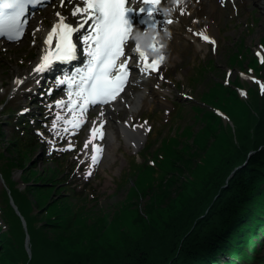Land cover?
Here are the masks:
<instances>
[{"label": "rangeland", "instance_id": "374dc122", "mask_svg": "<svg viewBox=\"0 0 264 264\" xmlns=\"http://www.w3.org/2000/svg\"><path fill=\"white\" fill-rule=\"evenodd\" d=\"M136 1L132 0L130 6L136 8ZM177 1L162 0L161 7L168 14L157 17L165 23L160 24V29L168 42L159 73L149 75L133 68L130 72L135 77L126 84L114 104H107L112 106V111L105 118L104 137L95 140L105 156L95 165H91V149H85L84 143L92 121L106 104L91 106L85 116L87 122L79 129L64 125L60 120L56 130H52L57 113L63 117L69 115L55 104L65 99L53 94L60 88L57 84L60 72L70 75L75 65L83 64L79 58L84 56L82 51L78 50V58L65 70L60 69L61 64H56L39 74L31 73L41 54V45L33 36V30L40 27V19H49L56 12L65 16V11L71 12L77 3L62 9L60 0H50L30 12L21 39L0 40V152L3 154L0 170L4 157L17 158L11 142L19 134L29 132L39 141L30 146L29 154L23 157L26 169L42 170L55 164L66 168L68 181L78 187L84 198L78 221L82 227L67 233L72 239L67 245L89 257L98 259L100 248L122 243L127 236L139 235L142 225L136 217L149 204L160 203L153 208L156 215L160 209L171 211L170 204H176L173 203L176 198L187 200L218 159L229 155L238 140L253 132L254 120L246 103L254 91L264 96L260 88V83H264V6L250 0H230L229 6L220 2L208 21L210 40L215 41L213 45L193 34L200 32L204 24L198 25L195 16L184 22ZM65 3L68 4V0ZM222 7L227 10L225 14L219 11ZM192 10L193 6L185 12ZM170 12L175 16H170ZM169 19L173 23L168 25L165 21ZM136 25L141 32L147 30L143 25ZM53 71L55 75L51 74ZM33 76V82L29 83ZM53 77L54 88L49 84ZM14 79L23 83L12 86ZM27 90L35 97L21 104ZM241 91L245 95H241ZM23 109L28 111L23 112ZM145 122V127L150 129L146 130L145 141L132 144L129 133L143 128L133 129L131 125ZM65 127L68 132L63 130ZM69 142L74 147L67 150ZM88 171L92 175L86 177ZM21 173L13 171L12 179L24 187ZM150 185L158 193L156 201L151 192H147ZM2 187L9 192L0 171V192ZM8 201L11 206V201L15 204L10 194ZM2 204L0 200L1 207ZM98 221L100 229L94 226ZM24 247L30 255L28 235ZM86 260L83 264L91 261Z\"/></svg>", "mask_w": 264, "mask_h": 264}, {"label": "trees", "instance_id": "16d2710c", "mask_svg": "<svg viewBox=\"0 0 264 264\" xmlns=\"http://www.w3.org/2000/svg\"><path fill=\"white\" fill-rule=\"evenodd\" d=\"M247 101L252 134L218 159L193 195L173 200L171 211L160 209L154 215L160 203L149 204L136 217L142 225L139 235L100 248L98 259L67 245L72 243L67 233L82 227L83 194L68 181L62 165L26 169L23 157L39 141L29 132L19 134L11 142L17 158L4 157L0 170L9 190L0 192V264H83L85 258L89 264H264V96L254 91ZM18 170L24 187L12 179ZM147 192L157 200L154 186ZM100 221L95 228H101ZM27 235L30 255L24 247Z\"/></svg>", "mask_w": 264, "mask_h": 264}, {"label": "snow or ice", "instance_id": "6c2138e0", "mask_svg": "<svg viewBox=\"0 0 264 264\" xmlns=\"http://www.w3.org/2000/svg\"><path fill=\"white\" fill-rule=\"evenodd\" d=\"M68 2L70 3L71 0ZM81 2L83 6L78 3L72 8L71 17L74 18L72 21L60 12L55 13L56 20L43 40L44 47L41 49L40 61L32 69L35 73H41L50 68L54 62L74 61L78 58V49L85 56L81 67L75 68L70 75L57 80V84L66 85L68 91L67 98L57 100L55 104L58 108L65 109L69 115L62 117L57 113L52 121L53 131L56 130L57 121L60 120L64 125L79 129L87 122L85 116L92 105H104L115 101L128 83L133 58L136 59L135 67L149 75L152 72L159 73L165 59L160 52L164 45L159 44L157 47L158 41L155 35L151 37L147 49L142 47L137 37H147L148 33L141 32L132 18L133 14L141 16L139 25H143L145 29L158 31V25L162 21L157 17L168 14L161 7L162 0H139L138 8L129 6L131 0H81ZM40 3L42 0H0V37L9 41L21 39L28 23L26 14L29 6ZM221 3L223 4V0ZM64 5L65 0H60V6ZM165 22L173 23L171 19ZM40 30L39 26L35 28L33 35ZM193 34L215 44V41L210 40L203 31ZM129 43L133 45L131 54L127 51ZM148 52L156 55L149 57ZM14 83L19 85L23 81L16 79ZM260 88L264 94V83H260ZM241 95L245 93L241 91ZM22 111L27 112L28 109ZM103 116L104 112L101 109L98 119L92 121L93 126L89 129V137L84 143L85 149L91 145V165L99 162L103 152L102 146L94 143L95 140H102L104 137L103 127L106 121L103 120ZM146 124L147 122L144 125H131V127L145 128ZM63 130L68 132V127ZM145 130L150 131L149 128ZM73 147L69 142L67 150ZM91 175V171L85 173L86 177Z\"/></svg>", "mask_w": 264, "mask_h": 264}, {"label": "bare ground", "instance_id": "6f19581e", "mask_svg": "<svg viewBox=\"0 0 264 264\" xmlns=\"http://www.w3.org/2000/svg\"><path fill=\"white\" fill-rule=\"evenodd\" d=\"M229 1L230 0H223V3H226V5L229 6L228 5L229 4ZM234 1H237V0H232V2H234ZM246 1L249 2V0H246ZM250 1L255 2V4H257V6H264V0H250ZM137 2H138V5L136 6V8H138L140 6L139 5V0H137ZM220 2H221V0H178L177 1V4H178L179 8L181 10H183V14H182V11H181V14H182L181 17L184 20V22H189L192 16L197 17L196 18L197 19V24L198 25L204 24V26H202V28L199 31L200 32L201 31L205 32L206 35H208L209 37L212 38L211 32H210L211 25L209 24L208 21H210L213 18V16H214L213 9L218 8V5H219ZM75 3H77V4L79 3V4H81V6H83L81 0H76V2L75 1H71L70 3L68 2V4L65 3V5L62 7V9L64 7H66L67 5H73ZM191 6H193V10L190 11V12H185V9L186 8L188 9ZM219 11L222 14H225L227 10L226 9L224 10V8L222 7V8H220ZM65 14H66L65 16L68 17L69 21H72L74 19L73 17H71V12H66L65 11ZM169 15L170 16H175V13L174 12H170ZM134 18L136 20L135 22L139 23V20L142 17L141 16H136L134 14ZM55 20H56V16L55 15H52L51 18H49V19H48V17L47 18L46 17H42L40 19V29L41 30L38 31V32H36L35 35H33V36L38 41V45L39 46L41 45V49L44 47L43 40H44V38H45V36L47 34V31L50 29L51 25L55 22ZM159 20L162 21L161 25H164L165 24L162 19H159ZM146 32L148 33V36L145 37L146 40H147V46L145 47L144 44L141 43L142 44V47L145 48V49H147L148 48V45L151 43V37L153 35H155L156 36V40L158 41L157 47H159V44H163L164 45V47L162 49H160V52L164 55V57H166V52L168 50V42H167L166 37L163 35V33H162L161 29H160V25H158V31H157V29H147ZM131 48L132 47H130L128 49L129 54H131ZM41 55H42V52H41L40 56L37 59V63H39ZM148 55H149V57H153L156 54L153 53V52H148ZM83 57H85V56H83ZM83 57L82 56L81 57L79 56V58L81 59L82 63H84ZM36 64H35V66H36ZM131 64L133 65V67H132L131 70H133V68L138 69L137 67H135L136 62L131 61ZM31 73H33L35 75L36 74H39V73H35L33 71H31ZM54 73H55V71H53L51 74H54ZM34 76L30 79L29 83H32L33 82ZM134 77H135V74L133 72H130L129 73V77H128V83H130V80L133 79ZM54 78L55 77L51 78V80L54 81ZM15 80L16 79L13 80L12 86H16L17 85V84L14 83ZM67 91H68V89H67V86L66 85H60V88H57L54 91L53 94H56L57 93L58 95L64 96L65 99H66L67 98ZM22 97H23V100L20 103L21 104H25L26 102H28L29 100H31L32 98H34L35 95H34V93L32 91L27 90V91H25L23 93ZM22 97L19 96V98H22ZM101 109H103V112H104L103 120L107 122V120L105 118H106V115L112 111V106L106 104V105L102 106ZM101 109L99 110V113H100ZM51 118H52V116H49V119H51ZM105 124H104V126H105ZM97 127H99V124H97ZM145 133H146L145 128H143L141 131L139 130L138 132H130L129 135L131 137H130V140L129 141H131L132 144H134V145H136V143H139V141L140 142L141 141L144 142L145 141V136H146ZM94 143L100 145L97 141H94ZM89 147L91 149V145H89ZM102 155L105 156L104 153H102ZM102 155L100 157H102Z\"/></svg>", "mask_w": 264, "mask_h": 264}, {"label": "water", "instance_id": "95a60500", "mask_svg": "<svg viewBox=\"0 0 264 264\" xmlns=\"http://www.w3.org/2000/svg\"><path fill=\"white\" fill-rule=\"evenodd\" d=\"M250 153H251V152H250ZM246 161H247V160H245L241 165L236 166V167L232 170L230 176L233 175V174L235 173V171H236L238 168H241V167L246 163ZM11 204H12V206L14 207L16 213L20 216V218H21V220H22V223L25 224L24 219H23L22 215L20 214V212H19L17 206H16L12 201H11ZM26 248H28L27 243H26Z\"/></svg>", "mask_w": 264, "mask_h": 264}, {"label": "clouds", "instance_id": "9594fccd", "mask_svg": "<svg viewBox=\"0 0 264 264\" xmlns=\"http://www.w3.org/2000/svg\"><path fill=\"white\" fill-rule=\"evenodd\" d=\"M137 39H139L140 42H141L142 44H144L145 47L147 46V40H146L145 37L140 36V37H137Z\"/></svg>", "mask_w": 264, "mask_h": 264}]
</instances>
